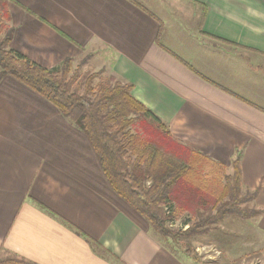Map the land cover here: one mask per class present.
Here are the masks:
<instances>
[{"label":"crops","instance_id":"1","mask_svg":"<svg viewBox=\"0 0 264 264\" xmlns=\"http://www.w3.org/2000/svg\"><path fill=\"white\" fill-rule=\"evenodd\" d=\"M7 10L12 50L47 69L86 57L91 72L131 85L133 98L175 140L224 166L226 175L238 156L243 191L254 194L248 207L257 214L250 230L226 235L248 237L242 247L254 244L264 257V0H13ZM168 13L180 29L169 28ZM12 257L31 264H193L167 251L113 192L85 134L6 76L0 259Z\"/></svg>","mask_w":264,"mask_h":264},{"label":"trees","instance_id":"2","mask_svg":"<svg viewBox=\"0 0 264 264\" xmlns=\"http://www.w3.org/2000/svg\"><path fill=\"white\" fill-rule=\"evenodd\" d=\"M11 2L0 0V81L8 76L21 83L85 134L113 192L145 219L167 251L194 261L193 237L209 234L227 217L246 221L257 214L248 207L254 194L243 191L238 156L226 175L224 166L175 140L115 75L82 74L87 62L74 67L71 58L47 69L12 50ZM185 216L183 229L169 226ZM0 264L31 263L12 257Z\"/></svg>","mask_w":264,"mask_h":264},{"label":"rangeland","instance_id":"3","mask_svg":"<svg viewBox=\"0 0 264 264\" xmlns=\"http://www.w3.org/2000/svg\"><path fill=\"white\" fill-rule=\"evenodd\" d=\"M167 15L169 28H174L175 30L180 29L181 26L176 24L178 22H175L174 19L172 20V16L169 13ZM184 26L187 29L192 28L191 23L184 24ZM181 31L185 34L187 33L183 26ZM180 34L182 35V33ZM198 39L202 40L200 38ZM202 42H204V40H202ZM237 53L243 54L242 52ZM85 58L86 57L74 59L73 63L74 67H76L84 60L87 62L85 65L81 66L82 74L91 72L88 66V60ZM224 173L227 174L225 171ZM220 174L221 173L218 172L219 176ZM187 219L188 218L185 216L181 220L169 226L175 230L183 229L182 224L184 221H187ZM248 226V220L241 221L235 217H227L226 220L218 227L210 230L209 234L193 237L190 240V243L192 246V256L195 257V260L192 261L190 259V261L193 262V264H262V259L264 257L262 254L255 251L256 246L254 244H249L250 246L248 245L245 248L242 247L243 242L246 244L249 243L248 237L244 240L240 238L238 241H235V239L226 235L227 230H250ZM251 243L253 242L251 241ZM180 257L184 260H189V258H184L181 254Z\"/></svg>","mask_w":264,"mask_h":264}]
</instances>
